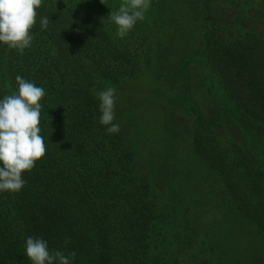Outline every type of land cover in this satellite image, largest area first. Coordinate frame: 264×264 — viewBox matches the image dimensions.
Listing matches in <instances>:
<instances>
[{
	"label": "trees",
	"instance_id": "obj_1",
	"mask_svg": "<svg viewBox=\"0 0 264 264\" xmlns=\"http://www.w3.org/2000/svg\"><path fill=\"white\" fill-rule=\"evenodd\" d=\"M188 1L152 0V24L160 31L180 26ZM243 1L264 10V0ZM111 11L84 0H43L31 47L20 55L0 44V99L17 91V75L44 88L39 126L47 145L46 155L23 175L25 186L0 192V264H31L29 236L43 238L50 251L75 252L71 264H228L210 240L194 245L196 214L173 194L169 178L152 177L141 164L149 138L136 126L138 115L131 107L121 110L116 99L113 123L120 131L107 134L95 93L148 74L167 80L171 73L185 86L189 75L181 65L202 56L232 116L221 109L210 118L195 114L187 132L193 154L217 175L234 209L264 234V169L240 141V130L249 138L264 135V43L226 38L215 27L203 33L201 53L183 48L173 56L168 32L149 24L120 39L107 19ZM45 16L50 22L41 30ZM158 112L164 121V109ZM181 226L183 245L168 239Z\"/></svg>",
	"mask_w": 264,
	"mask_h": 264
},
{
	"label": "rangeland",
	"instance_id": "obj_2",
	"mask_svg": "<svg viewBox=\"0 0 264 264\" xmlns=\"http://www.w3.org/2000/svg\"><path fill=\"white\" fill-rule=\"evenodd\" d=\"M104 1L84 0L112 11H117L121 4V0H108L109 4ZM185 7L190 10L175 29L168 31L164 27L160 31L156 28L149 18L152 8L145 14L148 23L144 24L145 19L138 21L133 29L141 31L147 29L149 24L160 34L168 32L165 42L170 46L166 45V48L167 52L173 51V56L183 48L186 52L192 50L201 53L203 33L215 27L226 38L252 37L264 43V10L258 5L243 0H189ZM173 56L168 59L173 60ZM204 64L202 56H197L181 65L189 75L185 86L172 80L170 73L167 80L148 74L132 80L134 82L121 84L123 87H111L116 89L118 107L121 110L131 107L133 114L138 115L137 128L149 138L141 150V164L152 173V177L169 178L173 183V194L182 198L189 213L196 214L198 227L194 245L203 239L210 240L215 247L216 257L226 260L228 264H264V234L244 214L234 209L223 188L219 187L217 175L193 154L191 137L187 132L195 114H206L210 118L217 109H221L223 115L232 116L231 104ZM159 107L164 109L167 121L160 119L163 112H158ZM163 123L168 134L166 140L162 133L164 128H161ZM240 137L251 157L254 156L264 169V135L249 138L240 130ZM175 232L176 236L172 235ZM172 234L168 239L183 245L182 226ZM178 258L186 259L187 253L180 254Z\"/></svg>",
	"mask_w": 264,
	"mask_h": 264
},
{
	"label": "clouds",
	"instance_id": "obj_3",
	"mask_svg": "<svg viewBox=\"0 0 264 264\" xmlns=\"http://www.w3.org/2000/svg\"><path fill=\"white\" fill-rule=\"evenodd\" d=\"M152 0H121L117 11H111L108 22L116 26L117 36L125 38L145 14ZM43 0H0V44L23 55L33 42L32 29L36 24L38 9ZM49 18L40 20L41 30H46ZM17 91L0 99V192H19L26 184L23 178L30 173L47 152L41 135V101L44 88L36 86L20 75L15 77ZM6 87L11 88L8 84ZM100 101L99 123L107 134H116L120 126L115 120L116 89L107 87L95 93ZM67 243V241H66ZM25 253L31 264H71L76 253L65 256L62 251H50L43 238L29 236Z\"/></svg>",
	"mask_w": 264,
	"mask_h": 264
}]
</instances>
